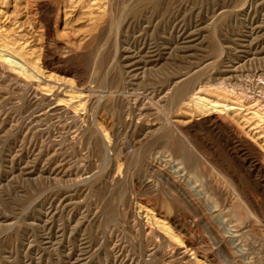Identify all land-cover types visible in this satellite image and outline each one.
<instances>
[{"label":"rangeland","instance_id":"374dc122","mask_svg":"<svg viewBox=\"0 0 264 264\" xmlns=\"http://www.w3.org/2000/svg\"><path fill=\"white\" fill-rule=\"evenodd\" d=\"M13 1L0 2V28L2 27L4 31L1 30L0 33L8 34L10 38L8 39L11 41H17L23 53L29 51L25 53L26 58L28 54L31 59H27L31 63L34 62L32 65L36 64V66H29L38 72L33 77L36 81L28 75H22L19 71L14 72L13 69L0 65V68L2 67L0 69V264H192L189 257L184 258L166 247L168 240L165 239L168 236L159 231L157 226L153 227L151 223H148L149 225L144 223L146 222L145 212L151 213L153 206L149 203L150 201L148 202L151 192L143 187V182L151 172L147 176L145 168L135 164L139 147L134 144L140 141L143 147H147L148 144V148H152L158 142L157 145L161 151L177 149L188 160L190 159V162L203 164L198 169L199 172L207 176L211 174L215 179L223 175H219L214 170L211 171L207 162L218 163L220 160L219 163L223 161L231 163V168L228 170L230 173H228L233 181L236 177H238L237 181H243L245 189L249 188L248 192L252 191V196H255L260 204L257 218L250 217L248 213L246 240H248V258L253 264H264V180L252 166L253 161L260 156L264 157V147L260 145L263 142L257 145L256 136L254 138L252 134L255 131L250 132L252 127L249 123L242 122L243 119L240 118L236 120L235 126L242 129L244 142L247 144L246 150H243L232 136L223 133L218 127L216 130L208 131L199 126L191 130L192 135L189 137L190 142L201 148V151L197 153L183 138L177 136L178 132L174 134L175 126L171 124L175 120L188 122L193 118L196 120L201 117L192 113L191 119V113L187 114L184 109L182 110L180 103L178 104L181 106L176 105L186 93L185 97L189 98L191 95L189 87L190 90L196 89L195 92L212 100H217V95L222 91L231 90L232 92L228 91V98L236 96V98L244 99L247 96L250 100L248 101L246 97L244 100L247 103L250 102V105L254 103V106L257 105L264 110V1ZM21 4L23 6H20ZM25 9L26 14L29 13L30 16H26ZM17 10L22 11L19 13ZM220 12L223 14L220 15ZM11 29H14L13 32ZM9 32L14 38L9 35ZM72 50L74 51L71 52ZM68 56H72V60H69L71 58H67ZM207 63L209 66L204 65ZM193 72H198L194 74L196 78ZM181 73L184 74L181 84L177 86L179 89L175 87L176 90L173 91L171 82L178 76L181 77ZM188 75L189 78L186 77ZM191 84H194L193 89ZM183 88H186L185 92ZM70 90L83 94V108H75L65 99V95L67 96ZM181 90L183 94L180 93ZM167 92L170 93L167 94ZM178 92L182 98L180 94H177ZM178 96L180 98H177ZM58 102L59 108H57ZM89 103L90 107H88ZM115 109H117L116 112ZM115 114L120 115L118 118L121 119L119 120ZM183 114L186 115L183 116ZM114 116L116 119L112 118ZM170 119L173 120L170 121ZM112 120L114 123H111ZM106 122L109 124L108 127ZM91 123L96 125L94 124L93 127ZM135 123L136 126H134ZM161 125L164 130L160 128ZM188 125L190 126L188 123L186 127H189ZM149 128L151 130L158 128L161 131L159 133L157 130V133L149 134ZM131 131L132 134H130ZM76 132L78 134H75ZM96 132L99 133L96 135ZM158 137H162L161 140ZM250 137H253V142ZM123 140H126V144ZM91 142H93L92 147ZM225 145L229 146L230 153L225 149ZM109 148L113 150H108ZM244 160L245 169H240L238 163ZM113 161L117 162L114 163L115 166ZM137 172L139 174H136ZM106 173L108 176L105 175ZM133 173L135 175H131ZM257 183L262 186L263 192L255 188ZM235 190L238 191L236 185ZM134 195L137 196L136 200ZM115 203L119 204V207L114 205ZM135 203H138L139 207ZM123 205H125L124 208ZM149 207L151 209L148 210ZM187 212L181 211V215L186 218L187 223H191L195 212L194 210ZM240 213L246 215L245 210H241ZM135 214L136 217H134ZM197 223L196 221L194 227L197 240L203 245L214 247L207 229ZM147 228L155 230L159 243L147 235L149 234Z\"/></svg>","mask_w":264,"mask_h":264},{"label":"bare ground","instance_id":"6f19581e","mask_svg":"<svg viewBox=\"0 0 264 264\" xmlns=\"http://www.w3.org/2000/svg\"><path fill=\"white\" fill-rule=\"evenodd\" d=\"M3 1V0H2ZM2 1H0L2 3ZM16 0H14L13 2H15ZM33 1V0H32ZM39 1V0H38ZM43 1V0H41ZM59 1V0H58ZM73 1V0H72ZM78 1V0H77ZM82 1V0H81ZM101 1V0H100ZM264 1V0H263ZM18 2V0H17ZM26 2V1H25ZM24 2V3H25ZM37 2V0H36ZM70 2V1H69ZM110 2V1H109ZM0 3V4H1ZM23 3V4H24ZM35 3V2H33ZM58 3V2H57ZM80 3V2H79ZM88 3V2H87ZM15 4V3H14ZM17 4V3H16ZM30 4V3H29ZM32 4V3H31ZM41 4V3H40ZM43 4V3H42ZM25 5V4H24ZM56 5V4H55ZM59 4H57L58 6ZM69 5V4H68ZM77 5V4H76ZM92 5V4H91ZM151 5V4H150ZM155 5V4H154ZM20 6H23L22 4ZM41 6V5H39ZM48 6V5H47ZM46 6V8H47ZM74 6V5H73ZM78 6V5H77ZM88 6V5H87ZM98 6V5H96ZM15 7V5H14ZM13 7V8H14ZM33 7V6H32ZM105 7V6H104ZM26 8V6H25ZM52 8V7H51ZM50 8V9H51ZM129 8V7H128ZM17 9V6H16ZM18 9H20V7L18 6ZM22 9V8H21ZM24 9V8H23ZM28 9V8H27ZM31 9V8H29ZM76 9V8H75ZM103 9V8H102ZM121 9V8H120ZM35 10V9H34ZM53 10V9H52ZM55 10V9H54ZM85 10V9H83ZM94 10V9H92ZM131 10V9H130ZM16 11V10H15ZM20 11V10H19ZM17 10V12H19ZM22 11V10H21ZM20 11V12H21ZM41 11V10H40ZM75 11V10H73ZM81 11V10H80ZM198 11V10H197ZM220 11V10H219ZM1 12V10H0ZM19 12V13H20ZM68 12V11H67ZM84 12V11H83ZM105 12V11H104ZM137 12V11H136ZM14 14V12H12ZM18 13V14H19ZM41 13V12H40ZM64 13V12H63ZM17 14V13H16ZM15 14V15H16ZM25 14H26V9H25ZM80 14V13H79ZM85 14V13H84ZM223 12H220V15H222ZM1 15V14H0ZM3 15V14H2ZM8 15V14H7ZM11 15V14H10ZM29 15L26 14V16ZM31 15H33L31 13ZM105 15V14H104ZM132 15V14H130ZM165 15V14H164ZM226 15V14H225ZM25 16V15H24ZM30 16V15H29ZM68 16V15H67ZM103 16V15H102ZM34 17V16H33ZM70 17V16H69ZM36 18V16H35ZM43 18V17H42ZM41 15H40V19ZM45 18V17H44ZM49 18V17H48ZM78 18V17H77ZM99 18V17H98ZM107 18V17H106ZM15 19V18H14ZM64 19V18H63ZM88 19V18H87ZM1 20V19H0ZM18 20V19H17ZM24 20V19H23ZM35 20V19H34ZM102 20V19H101ZM132 20V19H131ZM6 21V20H5ZM12 21V20H11ZM49 21V20H48ZM58 21V20H57ZM111 21V20H110ZM19 22V21H18ZM51 22V21H50ZM90 22V21H89ZM88 22V23H89ZM11 23V22H10ZM29 23V22H28ZM39 23V22H38ZM41 23V22H40ZM44 23V22H43ZM47 23V21H46ZM228 23V22H227ZM252 23V22H251ZM5 24V23H4ZM12 24V23H11ZM9 24V25H11ZM66 24V23H65ZM64 24V25H65ZM146 24V23H145ZM14 25V24H13ZM47 25V24H45ZM50 25V23H49ZM68 25V24H67ZM74 25V23H73ZM216 25V24H215ZM3 26V25H2ZM5 26V25H4ZM12 26V25H11ZM22 26V25H21ZM20 26V27H21ZM39 26V25H38ZM89 26V25H88ZM101 26V25H100ZM107 26V25H106ZM24 27V26H23ZM51 27V26H50ZM49 27V28H50ZM102 27V26H101ZM4 28V27H3ZM22 28V27H21ZM21 28H19L21 30ZM48 28V27H47ZM120 28V27H119ZM6 29V28H5ZM9 29V28H8ZM30 29V28H29ZM110 29V28H109ZM2 29V27L0 28V31ZM13 32L14 29H11ZM17 30V29H16ZM105 30V29H104ZM7 32V31H6ZM39 32V31H38ZM25 33V32H24ZM30 33V32H29ZM47 33V32H46ZM28 34V33H27ZM8 34H1L0 33V65L5 66V68L8 69H13V71H19V73L21 72L22 75H28L29 77H35V75L37 74L36 69H31L29 65H32V63H34L32 61L27 59L31 57H28L27 54V58H26V54L29 51L23 53V49L21 48V45H17V41H11L9 40V36H7ZM10 35V32H9ZM16 35V34H15ZM95 35V34H94ZM12 37V35H10ZM25 36V35H22ZM31 36V35H30ZM178 36V35H177ZM16 37V36H15ZM38 37V36H37ZM9 38V39H8ZM14 38V36L12 37ZM11 38V39H12ZM24 38V37H23ZM39 38V37H38ZM88 38V37H87ZM17 39V38H16ZM15 39V40H16ZM89 39V38H88ZM87 39V40H88ZM102 39V38H101ZM85 40V39H84ZM32 41V40H31ZM30 41V42H31ZM34 41V40H33ZM22 42V41H21ZM25 42V41H24ZM23 42V43H24ZM29 42V43H30ZM34 43V42H33ZM28 44V43H27ZM35 44V43H34ZM79 44V43H78ZM84 44V43H83ZM259 44V43H258ZM30 45V44H29ZM69 45V44H67ZM219 45V44H218ZM66 46V44H65ZM86 46V45H85ZM32 47V46H31ZM221 47V46H220ZM249 47V46H248ZM23 48H25L23 46ZM27 48V47H26ZM69 48V47H67ZM33 49V48H32ZM25 50V49H24ZM27 50V49H26ZM25 50V51H26ZM224 50V49H223ZM74 50H72L71 52H73ZM222 51V50H221ZM75 53V52H74ZM222 53V52H221ZM68 54V53H67ZM70 54V52H69ZM57 55V54H56ZM73 55V53H72ZM223 55V54H222ZM54 56V55H53ZM58 56V55H57ZM62 56V55H61ZM76 56L77 53H76ZM75 56V57H76ZM39 57V56H38ZM59 57V56H58ZM72 56H68L67 58H71ZM192 57V56H191ZM213 57V56H212ZM219 57V56H218ZM218 57L216 58L218 60ZM239 57V56H238ZM33 58V57H32ZM60 58V57H59ZM66 58V57H65ZM78 59V57H76ZM84 58V57H83ZM41 59V58H40ZM58 59V58H57ZM211 59V58H210ZM214 59V58H213ZM34 61H36L35 59H32ZM60 60V59H59ZM62 60V59H61ZM69 60H72L69 59ZM207 60V59H206ZM74 61V60H73ZM208 61V60H207ZM219 61V60H218ZM217 61V62H218ZM37 62V61H36ZM31 63V64H30ZM68 63V62H67ZM102 63V62H101ZM38 64V63H37ZM74 64V63H73ZM77 64V63H76ZM213 64H215L213 62ZM105 65V64H104ZM204 65H208L204 64ZM32 66H36L32 65ZM209 66V65H208ZM207 66V67H208ZM39 67V66H38ZM200 67V66H199ZM203 67V66H202ZM201 67V68H202ZM205 67V66H204ZM2 68V67H1ZM0 68V69H1ZM4 68V67H3ZM198 69V68H197ZM204 69V68H203ZM205 69H207L205 67ZM3 70V69H2ZM41 70V69H40ZM104 70V69H103ZM195 70V69H193ZM232 70V68H231ZM234 70V68H233ZM12 71V70H11ZM198 72L200 70H197ZM5 72V71H4ZM88 72V71H87ZM86 72V73H87ZM190 72V71H189ZM197 72V73H198ZM202 72V71H201ZM3 73V72H2ZM17 73V72H16ZM20 73V74H21ZM196 73V72H195ZM193 72V76L195 74ZM196 73V74H197ZM18 74V73H17ZM43 74V72H42ZM182 74V73H181ZM184 74V73H183ZM183 74L181 77L178 76V78H176L175 80H173V83L171 87L173 91H175V87L179 86L182 82L183 79ZM227 74V73H226ZM19 75V74H18ZM22 75L20 76L22 78ZM40 75V74H39ZM85 75V74H84ZM186 75V74H185ZM43 76V75H42ZM46 76V75H45ZM52 76V75H51ZM50 76V77H51ZM174 76V75H173ZM177 76V74H176ZM192 76V74L190 75ZM189 75L186 77H190ZM197 76V75H196ZM41 77V75H40ZM175 77V76H174ZM195 77V76H194ZM193 77V78H194ZM43 78V77H42ZM52 78V77H51ZM187 78V79H188ZM196 78V77H195ZM194 78V79H195ZM9 79V78H8ZM34 79V78H33ZM55 79V78H53ZM86 79V78H85ZM191 79V80H194ZM19 80V79H18ZM17 80V81H18ZM29 80V79H28ZM32 80V79H31ZM30 80V81H31ZM36 80V79H34ZM44 79H42L43 81ZM67 80V79H66ZM87 80V79H86ZM37 81V80H36ZM46 81V79H45ZM49 81V80H48ZM167 81V80H166ZM165 81V82H166ZM185 81V80H184ZM34 82V81H33ZM39 82V81H38ZM47 82V81H46ZM58 82V81H57ZM72 82V81H71ZM188 82H190L188 80ZM193 82V81H191ZM35 83V82H34ZM103 83V82H102ZM169 83V82H168ZM187 83V82H186ZM194 83V82H193ZM263 83V82H261ZM36 84V83H35ZM43 84V83H42ZM46 84V83H45ZM50 84V83H49ZM55 84V83H54ZM60 84V83H59ZM76 84V83H75ZM188 84V83H187ZM198 84V83H197ZM196 84V85H197ZM28 85V84H27ZM37 85V84H36ZM40 86V84H38ZM56 85H58V83H56ZM61 85V84H60ZM66 85V84H65ZM73 85V83H72ZM171 85V84H170ZM192 85V84H191ZM238 85V84H237ZM2 86V85H1ZM43 86V85H42ZM64 86V85H63ZM98 86V84H97ZM183 86V85H181ZM180 86V87H181ZM194 84L191 86L193 89ZM200 86V85H199ZM242 86V85H241ZM34 87V86H33ZM48 87V86H47ZM66 87V86H65ZM76 88V86H74ZM73 87V88H74ZM82 87V86H81ZM84 87V86H83ZM162 87V86H161ZM160 87V88H161ZM166 87V86H165ZM164 87V88H165ZM184 87V86H183ZM186 87V86H185ZM51 88V87H50ZM55 88V87H54ZM68 88V87H66ZM103 88V87H102ZM178 88V87H177ZM187 88V87H186ZM185 88V89H186ZM200 88V87H199ZM38 89V88H37ZM60 89V88H59ZM62 89V88H61ZM70 89V88H69ZM86 89V87H85ZM98 89V88H97ZM113 89V88H112ZM163 89V88H162ZM169 89V88H168ZM175 89V90H174ZM179 89V88H178ZM181 89V88H180ZM185 89L183 88L184 92ZM203 89V88H201ZM200 89V90H201ZM225 89V88H224ZM28 90V89H27ZM48 89L46 88V91ZM54 90V89H52ZM51 90V91H52ZM76 90V89H75ZM79 90V89H78ZM84 90V89H83ZM183 90L180 91L181 94H183ZM188 90L191 92V95L189 96V98L185 97L182 98V95L178 92L177 94L181 96L182 99H178L179 102H177L176 105H180L182 107V110L184 109L187 114L189 113H193L196 114L197 116H201L200 118L198 117V119L196 118V120L193 118V120L190 121H186L183 122L181 120H175L173 121L171 124H174L175 126V132H178L180 136V138H183V140L189 145V147L195 151V152H200L201 148L196 146V144L194 145L192 142H190L189 137L192 135V129L194 127L198 128L199 126H201L202 128H205L208 131H212V130H216V128L218 127V129H220L223 133L227 134L228 136H232L234 138V140H236V143L239 144V146L243 149L246 150L247 149V144L244 142V135L242 133V129L240 130L237 126V122L236 120L242 118V122H247L249 123V125L252 127L250 128V132L251 131H255L254 133V138L256 136V141H257V145H259L258 143H262L260 144L262 145L261 147H264V110L260 109V107L258 108V106H254L250 105V102L247 103L246 97L244 99L242 98H228V94L229 92H232L231 90H224L221 93H219L217 95V100H212L206 96H202L199 92H195L196 89L190 90V87L188 88ZM199 90V89H198ZM37 91V90H36ZM57 91V90H56ZM86 91V90H85ZM92 91V90H90ZM162 91V90H161ZM172 91V92H173ZM209 91V90H208ZM217 91V89H216ZM229 91V92H228ZM247 91V90H246ZM48 92V91H47ZM63 92V90H62ZM67 92V91H66ZM69 92V91H68ZM88 92V91H87ZM110 92V91H109ZM171 92V91H170ZM170 92H167L170 93ZM188 92V93H190ZM58 93V92H57ZM96 93V92H95ZM159 93V92H158ZM244 93V92H243ZM66 94V93H65ZM176 94V95H177ZM233 94V93H232ZM231 94V95H232ZM264 94V93H263ZM64 95V94H63ZM89 95V94H88ZM154 95V94H153ZM160 95V94H158ZM170 95V94H169ZM168 95V96H169ZM24 96V95H23ZM163 96V95H162ZM175 95H173L174 97ZM243 96V95H242ZM58 97V95H57ZM65 99L69 102L72 103V106L74 105L75 108H81L83 106V94L79 93V92H75L70 90L69 94H67V96L65 95ZM85 97V96H84ZM171 97V96H169ZM172 97V98H173ZM241 97V96H240ZM159 98V97H158ZM166 98V97H165ZM177 98H180L179 96ZM251 98V97H250ZM57 99V98H56ZM60 99V98H58ZM63 99V98H61ZM86 99V98H84ZM100 99V98H99ZM175 99V98H174ZM248 99V97H247ZM78 100V101H76ZM92 100V99H90ZM94 100V99H93ZM112 100V98H111ZM177 101V99H175ZM252 100V98H251ZM255 100V99H254ZM64 101V100H62ZM97 101V100H96ZM175 101V102H176ZM248 101H250L248 99ZM257 101V100H256ZM264 101V99H263ZM91 102V101H90ZM108 102V101H107ZM169 102V101H168ZM262 102V101H260ZM51 102H49L50 104ZM57 103V101H56ZM88 103V102H87ZM110 103V102H109ZM180 103V104H178ZM251 103V104H252ZM96 104V103H95ZM261 104V103H260ZM17 105V104H16ZM59 105V102L57 104V108ZM62 105V104H61ZM66 105V104H65ZM85 105V104H84ZM87 105V104H86ZM98 105V104H97ZM112 105V104H111ZM174 105V104H173ZM262 105V104H261ZM56 106V105H55ZM69 106V105H68ZM119 106V104H118ZM263 106V105H262ZM51 107V106H50ZM53 107V106H52ZM62 107V106H61ZM66 107V106H65ZM71 107V106H70ZM90 107V103L89 106ZM113 107V106H112ZM173 107V106H172ZM178 107V106H177ZM49 108V107H48ZM56 108V109H57ZM68 108V107H67ZM83 108V107H82ZM87 108V107H86ZM129 108V107H128ZM31 109V108H30ZM54 109V107H53ZM52 109V110H53ZM65 109V108H63ZM62 109V110H63ZM69 109V108H68ZM67 109V110H68ZM73 109V108H72ZM113 109V108H112ZM47 110V109H46ZM61 110V111H62ZM71 110V109H70ZM85 110V109H84ZM88 110V108H87ZM117 109H115L116 112ZM175 110V109H174ZM178 110V108L176 109ZM69 111V110H68ZM81 111V110H80ZM89 111V110H88ZM113 111V110H112ZM120 111V110H118ZM144 111V110H143ZM71 112V111H70ZM79 112V111H77ZM76 112V113H77ZM178 112V111H177ZM189 112V113H188ZM49 113V112H48ZM52 113V112H51ZM57 113V111H56ZM61 113V112H60ZM176 113V112H175ZM182 113V112H181ZM180 113V114H181ZM185 113V112H184ZM42 114V112H41ZM46 114V113H45ZM69 114V113H68ZM74 114V112H73ZM80 114V113H79ZM114 114V113H113ZM112 114V115H113ZM117 114V113H116ZM115 114V116H116ZM124 114V113H123ZM130 114V113H129ZM142 114V113H141ZM140 114V115H141ZM190 117L192 119L193 114ZM57 115V114H56ZM72 115V113L70 114ZM68 115V116H70ZM85 115V114H84ZM176 115V114H175ZM186 114H183V116ZM55 116V115H54ZM75 116V115H74ZM78 116V113H77ZM112 117L113 119L115 118ZM120 117V115H118ZM118 116H116L118 118ZM124 116V115H122ZM134 116V115H133ZM142 116V115H141ZM76 117V116H75ZM85 117V116H84ZM137 117V116H135ZM178 117H179V113H178ZM182 117V116H181ZM188 117V115H187ZM88 118V117H87ZM92 118V117H91ZM111 119V117H110ZM109 119V120H110ZM116 119V118H115ZM119 119V118H118ZM121 119V118H120ZM119 119V120H120ZM124 119V118H123ZM122 119V120H123ZM133 119V118H132ZM136 119V118H135ZM145 119V118H144ZM157 119V118H156ZM188 119H190L188 117ZM103 120V119H102ZM106 120V118H105ZM134 120V119H133ZM173 119H170V121ZM199 120H201L199 122ZM113 121V120H112ZM124 121V120H123ZM132 121V120H131ZM129 121V122H131ZM98 122V121H97ZM102 122V121H101ZM105 122V121H104ZM136 122V121H135ZM148 122V121H147ZM236 122V123H235ZM244 122V123H245ZM110 123V122H109ZM111 123H114L111 122ZM110 123V124H111ZM116 123V122H115ZM132 123V122H131ZM158 123V122H157ZM164 123V122H163ZM190 124L189 127H186L187 124ZM235 123V124H234ZM243 123V124H244ZM81 124V123H80ZM95 124V123H94ZM93 124V125H94ZM108 123L106 122V125ZM117 124V123H116ZM115 124V125H116ZM119 124V123H118ZM139 124V123H138ZM141 124V123H140ZM139 124V125H140ZM159 124V123H158ZM92 125V123L90 124ZM92 125V126H93ZM96 125V124H95ZM94 125V126H95ZM105 125V123H104ZM128 125V123H127ZM130 125V123H129ZM137 125V127L139 126ZM146 125V124H145ZM156 125V123H155ZM239 125V123H238ZM248 125V126H249ZM66 126V125H65ZM68 126V125H67ZM71 126V125H70ZM93 126V127H94ZM109 126V124L107 125V127ZM136 126V123L135 125ZM133 126V127H134ZM153 126V125H151ZM157 126V125H156ZM169 126V125H168ZM247 126V125H246ZM247 126V127H248ZM100 127V126H98ZM111 127V126H110ZM109 127V128H110ZM126 128V126H124ZM123 127V128H124ZM131 127V126H130ZM129 127V128H130ZM140 127V126H139ZM164 127V126H163ZM239 127L241 128V126L239 125ZM246 127V128H247ZM102 128V127H101ZM114 128V125H113ZM132 128V127H131ZM146 128V127H145ZM148 128V127H147ZM154 128V127H153ZM162 128V125L160 127ZM170 128V127H169ZM201 128V129H202ZM245 128V127H243ZM40 129V128H39ZM73 129V128H72ZM98 129V128H96ZM127 129V128H126ZM142 129V128H141ZM144 129V128H143ZM160 129V131H161ZM101 130V129H100ZM103 130V129H102ZM101 130V131H102ZM118 130V129H117ZM121 130V129H120ZM124 130V129H123ZM133 130V129H132ZM136 130V129H135ZM158 130V128H155L154 130L149 128L148 133L152 134L153 132H156ZM164 130V129H163ZM162 130V131H163ZM248 129H246L247 131ZM92 130H90L91 132ZM98 131V130H97ZM106 130L104 129V133ZM110 131V130H109ZM115 131V130H114ZM125 131V130H124ZM128 131V130H127ZM138 133H140L138 130H136ZM160 131L158 130V132L160 133ZM173 131V129L171 130ZM198 131V130H197ZM201 131V130H200ZM82 132V131H81ZM85 132V131H84ZM87 132V131H86ZM108 132V130H107ZM121 132V131H120ZM144 132V131H143ZM142 134H146V132H144ZM169 132V131H167ZM203 132V130H202ZM62 133V132H61ZM92 133V132H91ZM94 133V132H93ZM99 132H96V135ZM102 133V132H101ZM113 133V132H112ZM118 133V132H117ZM129 133V131H128ZM127 133V134H128ZM134 133V132H133ZM157 133V132H156ZM155 133V134H156ZM173 133V132H172ZM209 133V132H208ZM211 133V132H210ZM214 133V132H213ZM219 133V132H218ZM75 134H78V132H76ZM88 134V133H87ZM110 134V133H109ZM115 134V132H114ZM132 134V131L131 133ZM129 134V135H130ZM137 134V133H134ZM133 134V135H134ZM166 134V133H165ZM170 134V133H169ZM204 134V133H203ZM222 134V133H220ZM245 134V133H244ZM248 134V133H247ZM250 134V133H249ZM248 134V135H249ZM65 135V134H64ZM95 135V136H96ZM100 135V134H99ZM104 135V134H103ZM113 135V134H112ZM111 135V136H112ZM129 135H126L127 137ZM154 135V134H153ZM172 135V134H171ZM195 135V133H194ZM209 135V134H207ZM204 135V136H207ZM218 135V134H217ZM92 136V134L90 135ZM101 136V135H100ZM99 136V137H100ZM116 136V134H115ZM138 136V135H135ZM156 136V135H155ZM159 136V135H158ZM162 136V135H161ZM176 136V135H175ZM197 136V135H196ZM219 136V135H218ZM223 136V135H222ZM227 136V137H228ZM126 137V138H127ZM131 137V135L129 136ZM139 137V136H138ZM141 137V136H140ZM163 137V136H162ZM161 137V138H162ZM194 137V136H193ZM247 137V136H246ZM93 138V137H91ZM95 138V137H94ZM104 138H108L104 136ZM103 138V140H104ZM118 138V137H117ZM160 137H158L159 139ZM160 138V140H161ZM171 138V137H170ZM202 138V137H201ZM221 138V137H219ZM253 139V137H250ZM88 139V137L86 138V140ZM90 139V138H89ZM111 139V138H109ZM108 139V140H109ZM113 139V138H112ZM111 139V140H112ZM132 139V137H131ZM147 139V138H146ZM155 139V138H154ZM173 139V138H172ZM171 139V140H172ZM224 139V138H223ZM231 139V137H230ZM92 140V139H91ZM107 140V139H105ZM107 140V141H108ZM116 140V139H115ZM134 140V139H133ZM145 140V139H143ZM149 140V139H148ZM159 140V141H160ZM182 140V142H183ZM228 140V139H227ZM102 141V139H101ZM124 141V140H123ZM122 141V142H123ZM126 141V140H125ZM124 141V143H125ZM128 141V140H127ZM132 141V140H131ZM155 141V140H154ZM254 139L251 141L253 142ZM88 142V141H87ZM133 142V141H132ZM136 142V141H135ZM157 142V141H156ZM162 142V141H161ZM165 142V141H164ZM176 142V141H175ZM197 142V141H196ZM200 142V141H199ZM231 142V141H230ZM104 143V142H103ZM107 143V142H106ZM111 143V142H110ZM115 143V142H114ZM123 143V144H124ZM158 143V142H157ZM157 143H155V145L152 146V148H148V144L147 147H143V143L138 142L135 143L134 145L136 147H139V153L136 155V160H135V164L141 165L142 167L145 168L146 170V174L148 176V173H150L145 181L143 182L144 185L143 187H146L150 192H151V197H148V202L152 204L153 209L151 210L152 212H145V217L144 219L146 220L147 225H149L148 223H151L154 226H157V229L161 232H163L167 237L168 242H166V247L170 248L174 253H178V255L182 256V257H189L190 258V262L192 264H253V262L248 258V240H246V235L248 236V234H246L247 231V220H248V213L250 215V217L254 216L255 218H257V212L259 209V201H257L255 199V196L253 197L251 192H248V189H245L244 186V182L240 181V180H236L238 177H236L233 181V178L229 175V169L231 168V163L225 162L223 161V163H219L220 160H218L219 162H207V164H209L208 166L211 168V171L214 170L215 172L219 173V175H223L220 176L219 179H215L213 178V176H211V174L209 176L204 175L203 172H199L200 170V166L203 164H199L197 162L192 163L188 160V158H186L185 155H183L182 153H180V151H178L177 149H172L169 151H161L160 147L157 145ZM177 143V142H176ZM202 142H200L201 144ZM228 143V142H227ZM91 147L93 142L90 143ZM122 144V145H123ZM126 144V143H125ZM146 144V143H145ZM203 144V143H202ZM225 144V143H224ZM229 144V143H228ZM237 144V146H238ZM110 145V144H109ZM116 145V144H115ZM128 145V144H127ZM130 145V144H129ZM133 145V144H132ZM181 145V144H180ZM254 145V143H253ZM99 146V145H98ZM108 146V144H107ZM118 146V145H117ZM134 146V147H135ZM161 146V145H160ZM166 146V145H165ZM168 146V145H167ZM172 146V145H171ZM183 146V145H182ZM205 146V145H204ZM207 146V145H206ZM236 146V147H237ZM90 147V148H91ZM105 147V145H104ZM112 147V146H111ZM126 147V146H125ZM131 147V146H130ZM135 147V148H136ZM202 147V146H201ZM95 148V147H93ZM92 148V149H93ZM106 148V147H105ZM133 148V146H132ZM134 148V149H135ZM207 148V147H204ZM234 148V147H233ZM260 148V147H259ZM112 148H109L108 150H111ZM118 149V148H116ZM124 149V148H123ZM122 149V150H123ZM126 149V148H125ZM164 149V148H163ZM167 149V148H166ZM225 149L227 150L228 153H230V149L228 145H225ZM100 150V149H99ZM105 150V149H104ZM107 150V149H106ZM107 150V154L109 153ZM113 150V149H112ZM130 150V149H129ZM133 150V149H131ZM165 150V149H164ZM208 150V149H207ZM234 150V149H233ZM255 150V149H254ZM262 150V148H261ZM94 151V149H93ZM128 151V150H127ZM136 151V150H134ZM138 151V150H137ZM203 151V149H202ZM223 151H225L223 149ZM188 152V151H187ZM210 152V151H209ZM212 152V151H211ZM244 152V151H243ZM263 152V151H262ZM94 153V152H93ZM97 153V152H96ZM105 153V151H104ZM113 153V151H112ZM111 153V154H112ZM226 153V155L228 154ZM264 153V152H263ZM99 154V153H97ZM106 154V153H105ZM115 154V152H114ZM113 154V155H114ZM133 154V153H132ZM135 154V152H134ZM133 154V155H134ZM100 155V154H99ZM104 154H102L103 156ZM112 155V157H113ZM121 155V154H119ZM224 155V154H223ZM61 156V155H60ZM98 156V155H97ZM107 156V155H106ZM111 156V155H110ZM117 156V154H116ZM135 156V155H134ZM211 156V155H210ZM215 156V155H214ZM232 156V155H231ZM260 156V154H259ZM115 157V155H114ZM248 159V156H246ZM255 157V156H254ZM257 157V156H256ZM129 158V157H128ZM133 158V157H132ZM201 158V157H200ZM219 158V157H217ZM232 158V157H231ZM235 158V157H234ZM233 158V159H234ZM113 159V158H112ZM118 159V158H117ZM221 159V158H220ZM244 159V157H243ZM242 159V160H243ZM252 159V158H251ZM124 160V158H123ZM253 160V159H252ZM107 161V160H106ZM122 161V159H121ZM126 161V160H125ZM131 161V159H130ZM133 161V160H132ZM205 161V160H204ZM222 161V159H221ZM231 161V160H230ZM116 162V161H115ZM113 161V164L115 163ZM206 162V161H205ZM237 162V161H236ZM107 163V162H106ZM117 163V162H116ZM119 163V162H118ZM131 163V162H130ZM61 164V163H60ZM127 164V163H126ZM134 164V165H135ZM245 160L244 162H239L238 163V167L240 169H245ZM248 164V163H247ZM251 164V163H250ZM113 166V165H112ZM111 166V167H112ZM115 166V164H114ZM122 166V165H120ZM127 166V165H126ZM140 166V167H141ZM234 166V165H233ZM248 166V165H247ZM253 168L256 170L257 174L264 180V157L260 156L258 159H256L255 161H253L252 164ZM141 167V169H142ZM121 168V167H120ZM134 168V167H133ZM136 168V167H135ZM112 169V168H111ZM123 169V168H122ZM140 169V170H141ZM129 170V169H127ZM109 171V170H108ZM122 171V170H121ZM130 171V170H129ZM213 171V172H214ZM233 171V170H232ZM231 171V172H232ZM99 172V171H98ZM107 172V171H106ZM115 172V171H113ZM212 172V173H213ZM229 172V173H228ZM234 172V171H233ZM252 172V171H251ZM111 173V172H109ZM125 173V172H124ZM129 173V172H128ZM127 173V174H128ZM216 173V174H217ZM126 174V173H125ZM123 174V175H125ZM136 174H139L138 172ZM142 174V173H141ZM243 174V173H241ZM249 174V173H248ZM256 174V175H257ZM107 175V173L105 174ZM122 175V176H123ZM131 175H135L134 173ZM143 175V174H142ZM155 175V176H154ZM237 175V174H236ZM103 176V175H102ZM108 176V175H107ZM111 176V175H109ZM115 176V174H114ZM118 176V175H117ZM93 177V176H92ZM141 177V176H140ZM117 178V177H116ZM128 178V177H127ZM126 178V179H127ZM217 178V177H216ZM111 179V178H110ZM121 179V178H120ZM123 179V178H122ZM121 179V180H122ZM129 179V178H128ZM244 179V178H243ZM242 179V180H243ZM257 179V178H256ZM91 180V179H90ZM124 180V179H123ZM135 180V179H134ZM140 180V179H139ZM258 180V179H257ZM256 180V181H257ZM118 181V180H117ZM130 181V180H129ZM133 181V180H132ZM131 181V183H132ZM105 182V181H104ZM126 182V181H125ZM138 182V180H137ZM115 183V182H114ZM128 183V182H127ZM126 183V184H127ZM134 183V182H133ZM103 184V183H102ZM118 184V183H117ZM122 184V183H121ZM125 184V185H126ZM130 184V183H129ZM137 184V183H135ZM134 184V185H135ZM249 184V183H248ZM253 184V183H251ZM114 185V184H113ZM111 185V186H113ZM120 185V183H119ZM235 185L236 188H238V191L235 190ZM247 187V184H245ZM100 186V185H99ZM109 186V185H108ZM115 186V185H114ZM132 186V185H131ZM136 186V185H135ZM249 186V185H248ZM104 187V184H103ZM119 187V186H118ZM139 187V186H138ZM99 188V187H98ZM108 188V187H107ZM113 188V187H112ZM115 188V187H114ZM132 188V187H131ZM140 188H142L140 186ZM145 188V189H146ZM255 188L259 191H262V186L260 184H256ZM102 189V188H101ZM122 189V188H121ZM133 189V188H132ZM135 189V188H134ZM137 189V188H136ZM111 190V189H110ZM119 190V189H118ZM145 190V191H148ZM121 191V190H120ZM127 191V190H125ZM132 191V190H131ZM130 191V192H131ZM141 191V190H139ZM144 191V192H145ZM148 191V193H149ZM124 192V190H123ZM122 192V193H123ZM137 192V191H136ZM135 192V193H136ZM258 192V191H257ZM263 192V191H262ZM110 193V191H109ZM134 193V194H135ZM254 193V192H253ZM259 193V192H258ZM118 193H116L117 195ZM125 194V192H124ZM138 194V193H137ZM142 194V191H141ZM115 195V196H116ZM130 195V194H129ZM114 196V195H113ZM125 196V195H124ZM135 196V200H136V195ZM107 197V196H106ZM109 197V196H108ZM144 197V196H143ZM146 197V196H145ZM116 198V197H115ZM141 198V195H140ZM123 199V196H122ZM121 199V200H122ZM134 199V197H133ZM145 198H143L144 200ZM119 200V199H118ZM125 200V198L123 199ZM139 200V199H138ZM141 200V199H140ZM117 201V200H116ZM129 201H131L129 199ZM134 201V200H133ZM132 201V202H133ZM262 201V200H261ZM123 202V201H122ZM128 202V201H127ZM121 203V201H120ZM129 203V202H128ZM127 203V204H128ZM142 203V200H141ZM130 204V203H129ZM132 204V203H131ZM134 204V203H133ZM143 204V203H142ZM114 205H117V203H115ZM121 205V204H120ZM135 205H138V203ZM119 207V204L117 205ZM128 206V205H127ZM126 206V207H127ZM263 206V205H262ZM117 207V208H118ZM125 207V205H123V208ZM133 207V206H132ZM139 207V205L137 206ZM141 207V206H140ZM141 208H144L143 206ZM262 208V207H261ZM119 209V208H118ZM122 209V208H120ZM128 209V208H127ZM146 209V207L144 208ZM151 209L150 207L148 208V210ZM263 209V208H262ZM114 210V208H113ZM112 210V211H113ZM116 210V209H115ZM142 210V209H141ZM189 210H194V220L192 219L191 223H187L186 218L183 217L181 215V211H188ZM241 210H245V216L243 215V213L241 214L240 211ZM124 211V209H123ZM134 211V209H133ZM137 211V209L135 210ZM144 211V210H142ZM147 211V210H145ZM116 212V211H115ZM131 212V211H130ZM187 212V213H188ZM262 212V211H261ZM103 213V212H102ZM120 213V212H119ZM136 213V212H135ZM142 213V212H140ZM144 213V212H143ZM115 214V213H114ZM118 214V212H117ZM122 214V213H121ZM128 214V213H127ZM131 214V213H130ZM139 214V213H138ZM263 214V213H262ZM116 215V214H115ZM243 215V216H242ZM119 216V215H118ZM134 216V215H133ZM132 216V217H133ZM144 215H142L143 217ZM264 216V215H263ZM126 215H125V219H126ZM136 217V214L135 216ZM138 217V216H137ZM192 217V218H193ZM118 218V217H117ZM196 218V219H195ZM134 219V218H133ZM141 219V218H140ZM128 220V218H127ZM254 220V219H253ZM113 221V220H112ZM119 221V220H118ZM130 221V220H129ZM137 221V219H136ZM196 221L200 224L203 225L204 228L207 229L208 234L210 236V240H212L214 242V247L208 246V245H203V243H200L197 240V237L195 236V231H194V227L196 225ZM257 221V219H256ZM10 223V222H9ZM132 223V221H131ZM140 223V220H139ZM197 223V224H198ZM217 223V224H216ZM136 224V223H135ZM142 224V223H141ZM199 225V226H200ZM135 226V225H134ZM140 226V225H139ZM138 226V227H139ZM141 227V226H140ZM148 227V226H147ZM201 227V226H200ZM249 227V226H248ZM134 228V227H133ZM136 228V227H135ZM145 229V228H144ZM143 229V230H144ZM156 229V230H157ZM202 230V228H200ZM199 229V230H200ZM135 230V229H134ZM147 231H149L147 235H150V237L152 239H156L155 241H157V234L155 232V230L153 228H147ZM198 230V229H197ZM126 232V231H125ZM141 232V231H140ZM203 232V231H202ZM201 232V233H202ZM145 233V232H144ZM143 233V234H144ZM207 233V232H206ZM142 234V233H141ZM205 234V233H204ZM136 235V234H135ZM146 235V234H145ZM197 235V234H196ZM203 235V234H202ZM207 235V234H206ZM131 236V235H130ZM204 236V235H203ZM208 236V235H207ZM206 236V237H207ZM137 238V237H136ZM142 238V237H141ZM166 238V237H165ZM208 238V237H207ZM206 238V239H207ZM141 240V239H140ZM209 240V239H208ZM209 240V241H210ZM154 241V240H153ZM145 242V241H144ZM158 242V241H157ZM206 242V241H205ZM204 242V243H205ZM156 243V242H155ZM159 243V242H158ZM157 243V244H158ZM208 243V242H206ZM205 243V244H206ZM156 244V245H157ZM143 246V245H142ZM151 246V245H150ZM159 246V245H158ZM147 248V247H146ZM252 248V247H251ZM162 250V249H161ZM250 250V249H249ZM150 252V251H149ZM251 252V250H250ZM142 253V252H141ZM157 253V252H156ZM252 255V254H251ZM156 256V255H155ZM158 256V255H157ZM176 257V256H175ZM260 259V258H259ZM257 259V260H259ZM181 260V258H180ZM254 261V260H253ZM141 263V262H140Z\"/></svg>","mask_w":264,"mask_h":264}]
</instances>
